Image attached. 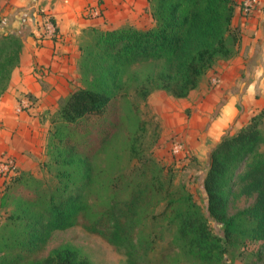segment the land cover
<instances>
[{
  "label": "trees",
  "instance_id": "1",
  "mask_svg": "<svg viewBox=\"0 0 264 264\" xmlns=\"http://www.w3.org/2000/svg\"><path fill=\"white\" fill-rule=\"evenodd\" d=\"M148 1L149 29L83 31L82 87L52 115L47 158L40 164L45 176L16 168L0 191V264H93L71 246L41 255L55 232L78 226L123 251L125 264H166L174 257L228 264L231 250L244 246L243 256L256 242L263 245L251 252L256 260L250 264H264V109L212 149L204 212L191 192L175 189L171 170L142 153L146 123L125 94L132 84L144 100L155 91L188 98L220 61L237 55V4ZM49 19L56 40L57 24ZM24 47L19 33L0 36V101ZM120 138L124 146L117 149ZM240 188L255 201L230 216V196Z\"/></svg>",
  "mask_w": 264,
  "mask_h": 264
},
{
  "label": "crops",
  "instance_id": "2",
  "mask_svg": "<svg viewBox=\"0 0 264 264\" xmlns=\"http://www.w3.org/2000/svg\"><path fill=\"white\" fill-rule=\"evenodd\" d=\"M103 1V16L91 17L87 8L94 6L96 0H2L0 36L19 33L24 37L25 47L21 64L13 72L9 89L0 101V161L12 156L20 171L39 169L49 132L39 114L53 109L61 97L56 94L73 92L70 87L64 92V85L79 76V40L83 30L89 27L113 30L137 24L144 18L153 21L146 14L148 0ZM38 11L55 19L59 31L56 40L39 38ZM6 16L9 22L4 20ZM233 27L240 34L238 53L212 70L217 72L218 85L211 91H193L189 101L185 99L193 105L194 117L191 124L181 129L195 161L205 162L207 169L216 144L264 109V11L251 17L236 13ZM44 67L51 72L40 80L36 70ZM21 103L30 106L25 109ZM4 181L0 176V191Z\"/></svg>",
  "mask_w": 264,
  "mask_h": 264
},
{
  "label": "rangeland",
  "instance_id": "3",
  "mask_svg": "<svg viewBox=\"0 0 264 264\" xmlns=\"http://www.w3.org/2000/svg\"><path fill=\"white\" fill-rule=\"evenodd\" d=\"M101 1L103 2V4L105 3L103 0ZM235 2L237 4L236 13H240L243 17H251L255 14L257 15L264 11V0H256V2L248 8V10L246 7L248 0H235ZM1 3L2 0H0V5ZM146 14L151 15L149 7L147 8ZM37 15L40 20L38 21V29L41 32L39 33V35L43 36L42 39L44 40L50 39V33L48 32L45 22L46 19L50 17L47 16L45 12L41 11H38ZM102 16L103 12L98 17ZM5 19H7V16L4 17V20ZM135 21L136 20H134L133 22ZM6 22H9V20L7 19ZM126 25L127 26L123 27L132 26L136 28L139 27L145 30V28L149 29L154 25V20L151 23L149 19L144 18L137 24ZM86 40L87 38L83 37L82 32L79 40V45L82 46L83 44H85ZM226 61L229 60H223L222 62L224 63ZM49 69L50 68L48 67H44L36 70V73L40 77V80H43L44 77H47L50 74L51 71H49ZM43 71L44 74L42 73ZM77 73L79 75L78 78L73 77L69 84L64 85V92L69 91L67 90L68 87H70L72 91H75L77 88L82 87L79 66L77 68ZM216 74L217 72L213 73L211 70L203 78L200 87L197 89V92L199 93L201 91H211L214 87H216L218 85L219 80V77L216 76ZM125 94H129L130 104L135 105V107L137 108L135 116L141 119L142 121H145L146 123L147 131L145 133V137L142 140V153L151 156L161 166L171 170V174L174 178L175 189L181 191L182 189H184L186 191L191 192L194 195L196 201L202 206L204 212H206L208 200L203 187V180L207 170L206 163H199L195 161L192 153L187 158H177L173 153L174 144L178 137H180L181 140L183 138L184 145L188 147V150H190L189 144L187 143L186 135L182 131L181 127L191 124L190 120H193L194 117V109L192 108L193 105L190 106L189 104H187V100L174 98L164 91H155L148 97V99L144 100L140 97V95H138L141 93H139L135 86L132 84L128 87V91ZM56 95L61 97L55 105L53 104V109L39 114V116L42 117L43 124H47L49 126V129L51 126L50 121L52 115H54V113H56L59 109L60 102L66 97H68L70 94ZM29 106L30 104L21 103L22 108L27 109ZM47 142L48 139L46 138L44 145V153L42 151L43 157L40 159V164L43 163L47 158ZM114 145L117 149H121L124 146L122 138L118 139ZM34 174L37 178H43L45 176V171L42 168L40 169L39 167L38 170H35ZM1 177L3 179H7L3 176ZM254 201V195L244 192L241 188L236 189L229 199V215L235 216L236 214L247 210L253 205ZM162 210V207L158 208L159 212ZM2 217H5V214L2 215ZM210 225L217 233H222V227L215 223V221H213L212 219H210ZM262 245L263 243L260 242L252 244L250 243L248 246V251H245L246 253L243 256L241 255V253L244 252V246L240 250H231V253L228 255V264H250V262L256 260L253 256H251V252H254ZM62 246H71L73 248L78 249L81 255L88 258L93 264H125L127 262V257L123 251L118 250L115 246L109 244L105 239L87 232L81 226L72 228L67 231L55 232L41 255L46 256L51 250ZM247 252H249V254H247ZM166 264L195 263H191L186 260L174 257Z\"/></svg>",
  "mask_w": 264,
  "mask_h": 264
},
{
  "label": "built area",
  "instance_id": "4",
  "mask_svg": "<svg viewBox=\"0 0 264 264\" xmlns=\"http://www.w3.org/2000/svg\"><path fill=\"white\" fill-rule=\"evenodd\" d=\"M255 2H256V0H248V2L246 4L247 10ZM102 12H103V2L101 0H96V3L94 6H89L87 8V13L91 17H98L101 15ZM45 22H46V27L48 29V32L50 33L49 38L54 40L55 27L49 18H47ZM38 32L41 33L40 30H38ZM42 37L43 36L39 35L40 39H42ZM43 70H45V69H43ZM42 73L44 74V71ZM187 148L188 147H186L184 145L183 138L181 140V138L178 137L175 144H174L173 153L177 158H181V157L187 158L191 155L190 150H188ZM16 168L17 167L15 164V161L10 156H6L5 159L0 161V175L7 178V179L15 174Z\"/></svg>",
  "mask_w": 264,
  "mask_h": 264
}]
</instances>
